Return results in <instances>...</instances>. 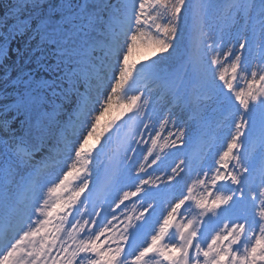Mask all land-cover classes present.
Here are the masks:
<instances>
[{
	"label": "snow or ice",
	"instance_id": "obj_1",
	"mask_svg": "<svg viewBox=\"0 0 264 264\" xmlns=\"http://www.w3.org/2000/svg\"><path fill=\"white\" fill-rule=\"evenodd\" d=\"M192 31L193 101L234 128L177 162L160 61ZM0 264H264V0H0Z\"/></svg>",
	"mask_w": 264,
	"mask_h": 264
},
{
	"label": "rangeland",
	"instance_id": "obj_2",
	"mask_svg": "<svg viewBox=\"0 0 264 264\" xmlns=\"http://www.w3.org/2000/svg\"><path fill=\"white\" fill-rule=\"evenodd\" d=\"M238 24L239 21L236 25L229 24L221 26L220 24H214L213 28L206 27L205 31H211L217 35H219L221 31L225 33L231 32L232 35L235 36ZM239 38L243 41V33H241ZM136 56L137 54H134L132 59L135 60L137 58ZM175 83L177 85V81ZM179 88L181 90L182 86L180 85ZM194 90L199 89L197 86L189 84L182 88V93H180L182 98L180 99L175 98L171 94L164 96L163 99L156 97L158 101L157 107L161 109L162 117H168L169 120L176 125V127H172L171 130L177 131V129H183L186 132L185 143L179 146L181 152L176 157L177 162L179 159L185 157L193 160L205 159L209 156V145H215L213 151L220 148L225 142V137L230 136L234 128V125L228 123V114L226 112L222 113L213 99H201L199 103L194 102ZM118 112V106L113 105L112 110L101 118V126L118 115ZM157 128H159V123H157ZM163 135L167 136V131H165ZM116 150L117 144L113 143L105 150V154L100 156L97 167L99 168L101 177H105L106 173H110L115 168L112 156ZM172 151H175V149ZM254 155L255 153H250V156ZM169 163H171V161H169ZM256 163L258 164L259 161H256ZM167 171L170 172V168H168ZM156 175H161V171L153 173V176ZM16 179L19 180L20 177L18 176ZM108 197L109 194L104 190L102 185L94 189L93 199L97 201V206ZM130 207L131 205L129 204V208ZM123 210L122 207L121 211ZM208 227H212V225H208Z\"/></svg>",
	"mask_w": 264,
	"mask_h": 264
},
{
	"label": "trees",
	"instance_id": "obj_3",
	"mask_svg": "<svg viewBox=\"0 0 264 264\" xmlns=\"http://www.w3.org/2000/svg\"><path fill=\"white\" fill-rule=\"evenodd\" d=\"M210 2L217 3L220 2V0H210ZM214 24L225 26V23L218 19L214 12H210L207 25L210 26L209 28H213ZM198 43V33L196 31H192L190 35L186 33L181 55L172 57L165 56L164 59L160 61L162 73L171 76L175 82L177 81L178 87L181 85L183 88L184 86L191 84L193 86H197L199 89V80L196 74ZM182 88L180 93H182Z\"/></svg>",
	"mask_w": 264,
	"mask_h": 264
}]
</instances>
